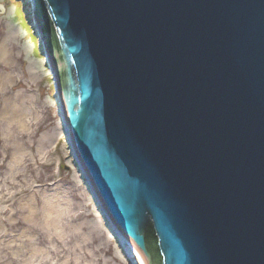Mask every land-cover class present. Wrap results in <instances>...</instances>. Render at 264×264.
Masks as SVG:
<instances>
[{"label":"water","instance_id":"95a60500","mask_svg":"<svg viewBox=\"0 0 264 264\" xmlns=\"http://www.w3.org/2000/svg\"><path fill=\"white\" fill-rule=\"evenodd\" d=\"M34 7L80 170L146 264H264V0Z\"/></svg>","mask_w":264,"mask_h":264},{"label":"rangeland","instance_id":"374dc122","mask_svg":"<svg viewBox=\"0 0 264 264\" xmlns=\"http://www.w3.org/2000/svg\"><path fill=\"white\" fill-rule=\"evenodd\" d=\"M29 21L20 0H0V264H138L112 238L71 160ZM49 199L62 213L59 232L48 225Z\"/></svg>","mask_w":264,"mask_h":264},{"label":"bare ground","instance_id":"6f19581e","mask_svg":"<svg viewBox=\"0 0 264 264\" xmlns=\"http://www.w3.org/2000/svg\"><path fill=\"white\" fill-rule=\"evenodd\" d=\"M31 16H32V18H30L31 23H32V22L36 23V22H35V16H34L33 13L31 14ZM41 44H42V41H41ZM44 53H45V51H44ZM56 90H57V88H56ZM56 96H57V98H56V100H57V104H58V106H59V108H60V110H61V113L63 114V122H64V124H63V126H62V130H63V128L69 129V126H68V123H67V120H66V116H65V113H64V110H63V107H62V104H61L60 98H59L58 91L56 92ZM69 130H70V129H69ZM81 172H82V171H81ZM82 173H83V175H84V179L86 180V182H88V185H90L92 189L96 190V188H95L94 184L92 183V181H91V179H90V177H89L87 171L84 170ZM87 177H88L90 180L87 179ZM90 190H91V189H90ZM91 191H92V190H91ZM47 201H48V205H49V207H48V209L46 210V213L49 214V216L51 217V219H50L48 225H52V226H53V229H54V230H57V231L59 232V227H58L57 225H55V223H56V220H57L58 218H60V216H61L62 213H59V212H58V211H60V209L57 208V207H58L57 203L55 204V202H54L53 200H51V199H49V200H47ZM100 202H101L102 205H101V207H100L99 209H100V211L102 212V215L105 217V220H106V221L108 222V224L110 225V229L112 230V238H114V239H118V241H119V238H120V240L122 241L121 243L123 244V245L121 244V247L125 245L126 250H124V252H125V251L127 252V256H128V257H132L134 260H137V259H138V262H141L142 264H146L145 258H142V251L139 250V248H137V247L132 246V245L129 244V242H130L131 239H130V238H125V233H124V232H119V231H118V229H117L116 225L114 224V222H113V220H112V218H111L109 212L107 211L105 205L103 204L102 201H100ZM97 203H98V202H97ZM98 204H99V203H98ZM99 206H100V205H99ZM23 207L29 209L31 212L33 211V208H32V206H31L30 204H28V205L24 204ZM24 208H23V209H24ZM54 208H56V211H55V210H51V209H54ZM58 209H59V210H58ZM50 210H51V211H50ZM33 222H35V220H33ZM112 225H113V226H112ZM113 227H114L115 229H113ZM60 231H61V229H60ZM61 232H62V231H61ZM115 233H116V234H115ZM57 234H58V233H57ZM58 235H59V234H58ZM118 237H119V238H118ZM9 257L11 258V254H10Z\"/></svg>","mask_w":264,"mask_h":264}]
</instances>
